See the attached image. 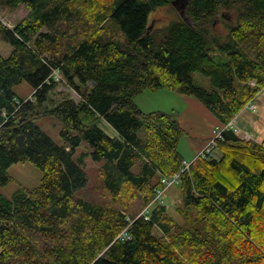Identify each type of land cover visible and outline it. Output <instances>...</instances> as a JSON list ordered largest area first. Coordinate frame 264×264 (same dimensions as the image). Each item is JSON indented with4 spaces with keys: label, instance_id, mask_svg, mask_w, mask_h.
Wrapping results in <instances>:
<instances>
[{
    "label": "trees",
    "instance_id": "trees-1",
    "mask_svg": "<svg viewBox=\"0 0 264 264\" xmlns=\"http://www.w3.org/2000/svg\"><path fill=\"white\" fill-rule=\"evenodd\" d=\"M172 1L0 0V8L29 11L14 27L0 18L12 49L0 53V185L17 162L43 173L33 190L22 186L12 199L0 193V264H264V140L227 130L220 156L192 161L174 184L183 223L165 199L147 215L130 212V200L143 195L145 207L184 163L178 116L143 113L138 93L194 96L227 123L264 87V0H189V21L150 31L151 12ZM223 8L236 12L226 35L210 26ZM195 72L210 78L212 90L195 83ZM62 81L81 100L46 108ZM22 82L33 96L18 95ZM47 115L60 124L61 144L36 124ZM83 141L90 150L75 156ZM87 156L102 161L106 203L75 194L88 182Z\"/></svg>",
    "mask_w": 264,
    "mask_h": 264
},
{
    "label": "rangeland",
    "instance_id": "rangeland-1",
    "mask_svg": "<svg viewBox=\"0 0 264 264\" xmlns=\"http://www.w3.org/2000/svg\"><path fill=\"white\" fill-rule=\"evenodd\" d=\"M28 12L29 11L23 6H20L16 9L10 8L8 6L1 7L0 18L8 26L14 27L23 18H27ZM179 17H181V15L177 6L173 5L172 3L161 6L155 11L151 12L149 19V26H151L150 31L160 35L161 31L167 25ZM235 20L236 12L234 9L223 8L216 14L214 19L211 20L210 26L214 31L216 30L218 33L226 35L228 33L227 28L229 22H235ZM11 50L10 44L0 36V53L4 56H8ZM193 78L195 83L212 90L210 78L205 74L201 72H195L193 73ZM250 84L253 85L255 83L250 82ZM14 88L18 95L22 96V98L33 96V88L25 82L15 85ZM67 97L74 98L77 101L81 100V95L70 85L66 84V82L62 81L50 93L51 99L49 102H45V107L49 108L58 103L61 99ZM134 101L145 114L159 111L168 113L174 112L179 117V114H181L185 109L187 114H190L189 108L187 107L186 96L178 93L175 90L167 88H160L156 90L144 89L134 97ZM254 102L256 104L255 110L243 108L237 115H235L233 119L238 122V126L240 128L239 133L242 135L245 141L260 143L264 140V89L262 90L261 94L257 96ZM36 124L56 143L61 144L63 142L60 136V124L54 116L47 115L42 117L36 121ZM104 129L106 131H112L111 127L108 125L104 127ZM185 130V133L178 143V150L182 153L184 161L191 163L197 159L196 155L199 154L203 147L195 151L192 143L190 144L189 137H186L187 132ZM247 133L249 136H246ZM140 135H144V131H142ZM87 150H90V146L85 141H83L80 146L76 148L75 156L79 155L82 151ZM216 156H220L219 150L216 151ZM245 158L248 159L249 163H255L256 165H259V162H254L253 159L247 156ZM85 159L88 182L83 188L77 190L75 194L98 203L108 202L110 197L104 192L101 186L102 181L99 173V168L102 165V161L94 162L89 156H87ZM8 176V181L5 184L0 185V193L7 199H12L14 193L22 186L31 190L38 187L42 181L43 173L31 162H17L8 168ZM182 198L181 185H170L167 188L164 199L168 206H170L168 209L169 214H171L174 219L180 223H183V216L179 214L177 208L175 207L182 205ZM143 199L144 196L139 195L136 198L130 200L129 209L132 214H137L138 212L141 214L143 212L145 209L143 206L146 203ZM154 232L158 236L163 235V231L159 227H155ZM258 234L264 239V227L258 231ZM1 250L2 249L0 247V252Z\"/></svg>",
    "mask_w": 264,
    "mask_h": 264
},
{
    "label": "crops",
    "instance_id": "crops-1",
    "mask_svg": "<svg viewBox=\"0 0 264 264\" xmlns=\"http://www.w3.org/2000/svg\"><path fill=\"white\" fill-rule=\"evenodd\" d=\"M184 96H186L187 107L189 108L190 114H187L185 109L179 114L178 118L183 129H186V137H189L190 144L192 143L193 148L197 151L205 146L209 137L212 135L214 128L221 122L199 99L194 96ZM107 125L111 127L106 121L101 122L103 128ZM111 129L112 131L104 130L112 136L117 135V132L112 127Z\"/></svg>",
    "mask_w": 264,
    "mask_h": 264
},
{
    "label": "built area",
    "instance_id": "built-area-1",
    "mask_svg": "<svg viewBox=\"0 0 264 264\" xmlns=\"http://www.w3.org/2000/svg\"><path fill=\"white\" fill-rule=\"evenodd\" d=\"M55 73H56V70L54 71V75ZM57 76H58V72H57ZM244 108L255 110L256 104L254 100L249 101ZM227 130H233L234 132H239L240 128L235 119H232L227 123L218 124L214 128L212 136L206 142L205 146L200 150L199 154L196 155V158L215 157L216 150H217L216 149L217 142L220 139H223V132ZM246 136H249V134L247 133ZM191 163L184 161L180 170L176 172L174 175H172L171 178L163 177L161 179L162 185L156 189L154 198L152 199L150 203H148L145 206V209L143 210L142 213L147 215L150 211V208H152V206L154 205V203H163L167 188L170 185H174L175 183H178L180 181L179 179L181 178V176L184 173H186V171L188 172L190 170L189 168L191 166ZM122 235L125 237L127 235V232H123Z\"/></svg>",
    "mask_w": 264,
    "mask_h": 264
},
{
    "label": "water",
    "instance_id": "water-1",
    "mask_svg": "<svg viewBox=\"0 0 264 264\" xmlns=\"http://www.w3.org/2000/svg\"><path fill=\"white\" fill-rule=\"evenodd\" d=\"M189 3V0H173L172 4L177 6L178 10L180 11V15L181 17L185 20V21H189L188 16L186 15V7ZM151 29V26H149Z\"/></svg>",
    "mask_w": 264,
    "mask_h": 264
},
{
    "label": "bare ground",
    "instance_id": "bare-ground-1",
    "mask_svg": "<svg viewBox=\"0 0 264 264\" xmlns=\"http://www.w3.org/2000/svg\"><path fill=\"white\" fill-rule=\"evenodd\" d=\"M59 77V76H58ZM221 140V139H220Z\"/></svg>",
    "mask_w": 264,
    "mask_h": 264
}]
</instances>
